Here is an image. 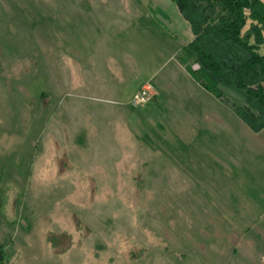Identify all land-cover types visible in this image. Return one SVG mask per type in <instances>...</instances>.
I'll return each instance as SVG.
<instances>
[{
    "label": "rangeland",
    "instance_id": "374dc122",
    "mask_svg": "<svg viewBox=\"0 0 264 264\" xmlns=\"http://www.w3.org/2000/svg\"><path fill=\"white\" fill-rule=\"evenodd\" d=\"M153 4L0 0L6 264H264V152L202 153ZM148 84L188 95L149 113L132 104Z\"/></svg>",
    "mask_w": 264,
    "mask_h": 264
},
{
    "label": "trees",
    "instance_id": "16d2710c",
    "mask_svg": "<svg viewBox=\"0 0 264 264\" xmlns=\"http://www.w3.org/2000/svg\"><path fill=\"white\" fill-rule=\"evenodd\" d=\"M194 39L179 61L255 132L264 129V0H172ZM0 255L8 258L4 246Z\"/></svg>",
    "mask_w": 264,
    "mask_h": 264
},
{
    "label": "crops",
    "instance_id": "0c3cea01",
    "mask_svg": "<svg viewBox=\"0 0 264 264\" xmlns=\"http://www.w3.org/2000/svg\"><path fill=\"white\" fill-rule=\"evenodd\" d=\"M153 1H157L156 5L153 4ZM152 2V10H154V6H157L160 11L165 15V19L160 17L159 19L163 20V23L167 24L168 27H171L175 34L181 38L179 52L184 45H187L194 39V34L191 29L190 23L183 17L179 8L172 0H151ZM121 34V33H120ZM132 34V32H131ZM122 35L119 36L121 41ZM135 46V45H134ZM179 60V59H178ZM181 66L184 68L185 66L179 61ZM188 76L193 81L195 79L191 76V74L187 71ZM166 80L172 79V74L167 75ZM191 81V80H190ZM193 83V82H191ZM160 84V83H159ZM168 84L167 82L164 85ZM163 85V84H162ZM191 87L190 94H186V91L182 87L173 88V86H165L161 87L159 85L151 86L153 91V98L151 102L149 101L147 105V112L151 113L157 109H165L169 100L167 92L171 91V97L176 102L182 101L186 95L190 102L188 103V110L192 114L190 117H193L194 124V134L197 136L198 145L200 146L202 153L204 155H210L211 157L222 159L221 162L228 164L233 162L234 156H242L244 152H264V129L255 132L253 131L236 113L235 111L223 103L220 99H218L214 94L204 89L199 83L195 81ZM196 85V86H195ZM165 90H167L165 92ZM167 93V94H166ZM194 96H196L195 101H193ZM194 103V104H193ZM179 106L176 104L173 109H177ZM164 112V111H163ZM234 113L239 117L235 118ZM188 116V115H187ZM251 141V146H249V141ZM236 151V153H235ZM165 158V154L163 153L161 158ZM149 160L147 162L146 168H150L154 162ZM168 164H163V172H166ZM183 169V168H182ZM181 169V170H182ZM184 172V169L182 170ZM206 170H201L200 174H206ZM181 172V173H183ZM179 173V170H178ZM198 175V173H195ZM149 175V173L147 174ZM147 178V182H148ZM197 184L195 185L196 190H203L205 188L213 189L211 186L204 185L200 182L199 178H195ZM196 196V195H195ZM200 194V198H201ZM199 198V195L198 197ZM4 249H6L7 245H3ZM5 251V250H4Z\"/></svg>",
    "mask_w": 264,
    "mask_h": 264
},
{
    "label": "built area",
    "instance_id": "2783aa9c",
    "mask_svg": "<svg viewBox=\"0 0 264 264\" xmlns=\"http://www.w3.org/2000/svg\"><path fill=\"white\" fill-rule=\"evenodd\" d=\"M153 98V91L151 86L143 85L138 90V92L134 95L132 100V104L135 106H143L146 105ZM0 264H6L5 259L0 255Z\"/></svg>",
    "mask_w": 264,
    "mask_h": 264
}]
</instances>
